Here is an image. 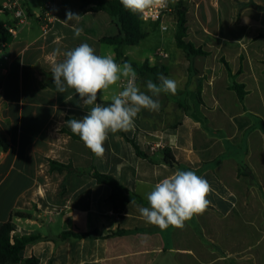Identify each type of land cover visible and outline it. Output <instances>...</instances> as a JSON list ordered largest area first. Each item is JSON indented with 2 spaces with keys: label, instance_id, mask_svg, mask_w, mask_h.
<instances>
[{
  "label": "crops",
  "instance_id": "0c3cea01",
  "mask_svg": "<svg viewBox=\"0 0 264 264\" xmlns=\"http://www.w3.org/2000/svg\"><path fill=\"white\" fill-rule=\"evenodd\" d=\"M49 1L22 0L27 22L7 43L9 60L0 57L6 68L0 138L9 142L0 150V229L12 222L13 236L42 237L21 257L39 264H264V0H184L185 41L208 53L192 59L177 42L147 54L145 39L136 46L107 44L103 38L119 34L115 19L87 11L80 0H53L57 20L46 29L40 17ZM68 11L80 15L79 22L66 25ZM2 14L5 27L14 25L12 13ZM173 17L177 13L166 24L175 27L176 40ZM73 25L83 29L78 38ZM159 28L145 23L149 35ZM81 43L129 62L142 91L148 79L159 84L157 74L178 83L176 95H160L159 111L142 110L133 130L110 133L103 158L66 123L83 118L88 107L73 90L56 92L52 79V64L63 59L54 51ZM234 83L245 86L244 101ZM122 87L112 86L101 99L98 94L97 102L109 105ZM165 149L175 164L165 161ZM177 169L204 176L214 189L212 203L183 229L160 230L145 222L137 205L147 207L146 194ZM97 172L113 176L134 203L116 213L112 188L97 181ZM120 230L127 232L110 235ZM66 232L82 237L55 240Z\"/></svg>",
  "mask_w": 264,
  "mask_h": 264
},
{
  "label": "clouds",
  "instance_id": "9594fccd",
  "mask_svg": "<svg viewBox=\"0 0 264 264\" xmlns=\"http://www.w3.org/2000/svg\"><path fill=\"white\" fill-rule=\"evenodd\" d=\"M176 0H120L125 10L143 17L147 10L164 9ZM80 15L71 11L64 20L79 22ZM74 37L82 35L83 29L72 26ZM54 56H63L52 64L51 73L56 92L67 93L73 90L85 107L87 114L81 119L66 121L74 135L93 155L103 158L104 147L109 134L128 132L134 129L135 120L142 110L157 112L163 94L176 95V80L157 74L159 84L148 79L147 92L138 85V74L132 65L125 61L117 63L113 54H97L88 43L61 52L56 49ZM126 82V83H124ZM123 83L121 90L111 96V103L104 106L98 103V94L108 91L112 86ZM150 93V94H149ZM214 192L209 181L193 170L177 169L173 174L159 180L146 194L148 206L137 205V210L146 223L160 230L169 227L183 229L187 221L203 215L211 205L208 197ZM134 203V201H131Z\"/></svg>",
  "mask_w": 264,
  "mask_h": 264
},
{
  "label": "trees",
  "instance_id": "16d2710c",
  "mask_svg": "<svg viewBox=\"0 0 264 264\" xmlns=\"http://www.w3.org/2000/svg\"><path fill=\"white\" fill-rule=\"evenodd\" d=\"M83 8L89 12L99 13L106 12L112 16L119 26V34L116 36L105 37L102 41L107 44L116 46H136L141 41L146 39L149 35L145 29V22L139 15H134L124 9L120 0H80ZM1 8V5H0ZM177 26L178 31L176 34V42L179 48L184 50L188 56V59H192L196 56H205L208 53L202 48H196L192 43L186 42L187 34V19L186 8L179 6L177 9ZM11 39V35L6 27L0 22V48L3 44L8 43ZM117 62V61H116ZM149 72L157 73V68H149L146 64L144 66ZM232 88L236 91L240 101H244L246 97L245 86L243 84L234 83ZM73 136L80 139L77 135ZM129 140V139H128ZM9 148V142L6 139L0 138V150L6 151ZM137 148V147H136ZM165 161L173 165L175 159L169 149L164 151ZM62 168H66L64 165H60ZM95 177L101 184H107L112 188L111 202L113 204L116 213H122L125 206L131 201L132 197L129 195V191L122 186L113 176L107 174L96 173ZM16 216L21 218H31L32 215L25 212H17ZM15 231L12 222H7L0 229V264H39V259L36 257L23 259L21 253L26 247L41 240L40 236L32 237H16L13 236ZM127 231L120 230L117 232H111L110 235H122ZM92 236L91 234H88ZM95 236V235H94ZM70 237H82V235L75 234L73 232H66L61 237L55 238V240H67Z\"/></svg>",
  "mask_w": 264,
  "mask_h": 264
},
{
  "label": "built area",
  "instance_id": "2783aa9c",
  "mask_svg": "<svg viewBox=\"0 0 264 264\" xmlns=\"http://www.w3.org/2000/svg\"><path fill=\"white\" fill-rule=\"evenodd\" d=\"M184 0H176V2L169 3L167 8L164 9H151L147 10L146 13L143 15L142 20L145 23H160L161 29L163 31H167L169 26L166 24V21L169 18H172L173 13H177V9L181 6ZM12 13L15 22L14 25L10 27H6L9 31L11 37H16L18 28L22 25H25L28 19V12L22 0H6L1 8L0 13ZM58 9L57 4L55 1H49L44 5L43 12L41 14V21L44 28L49 29L52 24L57 20ZM173 21L177 23V19L173 17ZM7 43L3 44L0 48V57L3 58L5 61L9 60V56L6 54ZM162 57H167V53L164 50H160L157 53ZM6 74V68L3 64L0 63V107L3 104V84L2 79ZM126 83V82H124ZM123 85V83H122Z\"/></svg>",
  "mask_w": 264,
  "mask_h": 264
},
{
  "label": "rangeland",
  "instance_id": "374dc122",
  "mask_svg": "<svg viewBox=\"0 0 264 264\" xmlns=\"http://www.w3.org/2000/svg\"><path fill=\"white\" fill-rule=\"evenodd\" d=\"M7 20L8 19L6 15L0 13V22H6ZM175 30H176L175 27L171 25L168 31H163L161 30V28L153 29L150 32L149 37L142 42V46H141L142 54H147L149 52L148 51L149 49H154L159 46L164 47L167 50L176 48L177 46H176V40H175ZM131 60L133 59L131 58ZM137 62L139 61L137 60Z\"/></svg>",
  "mask_w": 264,
  "mask_h": 264
}]
</instances>
